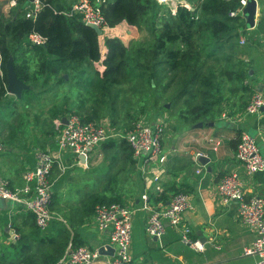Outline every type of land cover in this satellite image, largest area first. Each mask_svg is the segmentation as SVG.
Masks as SVG:
<instances>
[{"label": "crops", "instance_id": "1", "mask_svg": "<svg viewBox=\"0 0 264 264\" xmlns=\"http://www.w3.org/2000/svg\"><path fill=\"white\" fill-rule=\"evenodd\" d=\"M26 6L28 9L33 7V0L26 2ZM13 7L8 0H0V11ZM255 20L256 25L251 30L239 29V43L243 36L248 38V46L242 50L240 45L241 58L247 63L246 79L235 87L230 88V84H226L223 90L225 101L214 119L201 121L208 125L197 127L199 122L177 125L168 111L162 117L152 115L149 122L163 121L166 126L164 158L147 163L145 155L134 156L136 167L124 171L109 187L111 190L105 186L119 169V163L110 160L112 150L117 152V144L109 147L105 143L99 144L84 157L77 158L70 150L58 146L57 139L62 129L59 131L57 119L54 120L55 125L50 118V123L43 126L40 123L46 116L43 115L38 123V115L43 110L49 113L48 106L52 108L49 101H57L67 88H62L61 94L55 98L53 91L42 90L38 82H35L39 87L35 94L26 93L32 87L28 83L29 88L21 97L7 91L6 99L0 104V185L5 184L13 190L22 188L25 185L24 173L37 165L36 152L39 149L61 156L68 167L64 171L58 165L53 168L51 180L55 188L53 203L57 218L46 230L37 226L33 213L24 202L0 197V250L17 244L21 233L38 232V237L35 233L30 237L31 242L37 243L46 235L60 236L66 228L72 236L77 234L79 243L99 250L110 244L109 232L99 230L93 211L90 212L88 206L84 207V203L87 204L93 195L109 194L124 196L125 205L136 209L131 244L133 264H253L257 258L244 255L243 250L254 241L255 233L240 220L237 203H223L217 186L226 174L238 171L246 196L264 198V170L248 174L237 157L242 131L257 136L264 155V107L254 114L246 112L253 92H264V43L259 38L264 30V0L258 1ZM119 26L114 35L104 33L100 36V42L101 37L105 44L108 38L117 37L126 43L138 34L137 28L126 23ZM30 53L28 65L33 71L37 66L33 63L38 59L33 51ZM92 67L98 68L94 64ZM32 104L39 109L31 107ZM22 107L30 111L25 110V113L21 111ZM145 121L146 118L143 119ZM103 124L109 127L111 122L107 120ZM201 155L210 158L208 164L200 160ZM181 190L189 194L193 203V209L183 214L184 225L191 228L193 238L204 244L203 250L185 244L179 232L168 223L166 234L161 239L149 236L146 231L149 211L142 209L143 194H150L153 207L164 208ZM113 257L101 254L92 264H109Z\"/></svg>", "mask_w": 264, "mask_h": 264}, {"label": "trees", "instance_id": "2", "mask_svg": "<svg viewBox=\"0 0 264 264\" xmlns=\"http://www.w3.org/2000/svg\"><path fill=\"white\" fill-rule=\"evenodd\" d=\"M77 1L41 0L43 8L36 18L26 15L29 0H18L13 8L0 11V104L8 91L7 63L11 58L18 77L32 86L26 93H36L39 87L35 82L42 90L53 91L54 98L67 88L57 101H49L53 104L48 106L49 113L43 110L38 115V121L46 115L44 126L50 123L48 116L55 125V119L70 112L84 122L98 119L103 124L109 120L114 131L130 130L126 126L151 109L168 111L177 125L208 122L225 101L226 84L231 88L246 79L247 63L241 58L238 41L239 29L247 28L246 21L242 16H230L241 0H204L195 10L179 4L175 14L158 0H106L103 13L108 24L127 21L147 35L129 45L120 38H108L105 58L100 36L81 14L72 13ZM32 32L45 37L46 44H32L28 39ZM31 51L38 59L33 71L28 65ZM22 61L25 64H19ZM96 62H103L104 68L92 67ZM72 83L79 89L68 90ZM105 144L118 145L115 161L122 157L135 165L133 150L125 139ZM118 199L120 196L96 194L84 207L92 212L97 204ZM33 233L39 236L36 231L21 233L17 244L0 250V264H56L71 240L72 245L81 244L68 228L60 236L46 235L37 243L30 241Z\"/></svg>", "mask_w": 264, "mask_h": 264}, {"label": "built area", "instance_id": "3", "mask_svg": "<svg viewBox=\"0 0 264 264\" xmlns=\"http://www.w3.org/2000/svg\"><path fill=\"white\" fill-rule=\"evenodd\" d=\"M164 1V0H163ZM173 5L175 14L179 4L195 10L204 0H167ZM249 0H241V6L230 11L231 17L244 16V8ZM259 1V0H257ZM11 6L17 4V0H8ZM34 6L27 10L26 15L36 18L42 10L41 0H33ZM106 0H78L72 7V13H79L83 21L100 26L107 34L108 22L103 13V5ZM247 30L252 28L247 27ZM259 38L264 43V30ZM32 44L43 46L46 38L32 32L28 36ZM248 38L243 36L241 44H245ZM104 68V67H102ZM264 107V92L255 91L250 97L246 112L254 114ZM166 126L163 122L146 123L139 121L131 130H113L108 126L97 122H84L76 113L67 116V123L62 127L57 144L60 149L70 150L77 158L85 156L88 151L99 144L106 143L111 139H125L135 157L145 155L147 163L164 158V136ZM237 157L244 165L248 174H255L264 170V155L257 136L248 131H242L238 146ZM37 165L24 173L25 185L13 190L7 185H0V197L13 201H22L27 209L33 213L37 226L46 230L57 216L52 209L53 204V181L51 174L55 165L63 171L67 164L61 156H56L48 150L36 152ZM217 193L224 204L233 202L238 204L240 220L251 228L255 233L254 241L243 250L244 255L255 256L253 264H264V198L261 196L247 197L243 179L238 171L229 172L218 183ZM144 203L142 209L149 211L146 231L149 236L161 239L166 234L167 225L173 226L181 235V240L196 250H203L204 244L192 237L190 227L184 225L183 214L193 209V203L189 194L178 191L172 197L169 205L164 208H156L150 204V194H143ZM135 208L117 203H100L94 211V221L99 230L108 231L110 244L115 248V254L109 264H133L131 250L133 234V218ZM168 223V224H167ZM101 253L85 244L72 245L56 264H92ZM157 264V263H156Z\"/></svg>", "mask_w": 264, "mask_h": 264}, {"label": "rangeland", "instance_id": "4", "mask_svg": "<svg viewBox=\"0 0 264 264\" xmlns=\"http://www.w3.org/2000/svg\"><path fill=\"white\" fill-rule=\"evenodd\" d=\"M161 4H163L164 6L166 5V7L168 6V8H169V6H170V9H171V11H172V13H173V5H172V3L170 2V1H167V0H158ZM166 7L165 8H163L162 10H165L166 9ZM166 13V12H165ZM174 14V13H173ZM163 17H165V16H162V18ZM123 23H126V24H128V25H130V26H133V27H135V28H137L138 30H137V32H138V34L136 35V37H134L133 39H131L129 42H126V44H130L133 40H135V39H138V38H142V37H144V34L146 33L145 32V30L142 32V30L139 28V27H137V26H134V25H131V24H129L127 21H123V22H121V23H119V24H117V25H114V26H111L110 24H108V31H107V34L108 35H114L115 33H116V30H117V27H120L119 25H121V24H123ZM146 35L147 34H145V37H146ZM110 38H113V37H110ZM104 39L101 37V41H102V43H101V49H102V56H103V58H105L107 55V51H106V49L107 48H105V42L103 41ZM248 41V40H247ZM248 42H246L245 44H240L241 45V48H242V50L246 47V46H248V44H247ZM107 47V46H106ZM106 51V52H105ZM19 64H25L23 61L22 62H20ZM33 64H35V63H33ZM95 66H97L98 68H96V69H101L102 67H104L105 65H104V63L103 62H96L95 64H94ZM88 68H90V69H92V67H88ZM92 73V72H91ZM67 74V73H66ZM65 74V75H66ZM69 78V77H68ZM25 82V81H24ZM26 83V82H25ZM27 84V83H26ZM69 89H79V87L77 86V84H75V83H72V85H69V87H68V90ZM80 96H82V95H80ZM78 99V98H77ZM76 99V100H77ZM80 99V98H79ZM136 99V98H135ZM141 101V100H140ZM37 106V105H36ZM34 104H32L31 105V107H33V108H35L36 107ZM133 107V106H132ZM23 109V110H22ZM22 109H21V111H25V110H27V111H30L29 109H24V107H22ZM36 110L37 109H39V107H36L35 108ZM41 109V108H40ZM136 109V107L134 108L133 107V110L132 111H134ZM137 109H138V112H139V115H140V117H141V115H142V109H141V105H138L137 106ZM123 111V110H122ZM25 113H27L26 111H25ZM70 113V112H69ZM69 113H67L66 114V116L67 115H69ZM156 114H158V115H161V117H162V114H163V112H157L155 109H151V110H147L146 112H145V116L144 115H142V117H141V119L139 120V121H143V119L144 118H146V123H149V124H152L151 122H149V119L152 117V115H156ZM123 115H125V113H123ZM48 119H50V117L48 116ZM95 121H97V122H100L98 119H94ZM57 121H58V128H59V131L62 129V127H63V121H62V119H57ZM139 121H136V122H134V123H130V125H128V126H126L128 129L130 128V130L131 129H133L135 126H136V124L139 122ZM40 121H38V123H39ZM41 124H43V126L45 125V122L44 121H41L40 122ZM165 133H166V131H165ZM113 151V154H112V156H111V158H110V160H115L114 158H115V150H112ZM134 155V154H133ZM106 157H108V156H106ZM121 160H124L122 157H121ZM121 160L118 162L119 164V169L117 168V173H116V175H115V177H110V179L108 180V182H107V184H106V189L107 190H109L110 188V186L111 185H113L114 184V182L119 178V177H121L122 175H123V172L124 171H126V170H132V168H134V167H136V164L135 165H132L130 162H127L126 163V161L124 160V164H121ZM108 185V186H107ZM54 190H55V188H54V185H53V195H54ZM111 190V189H110ZM108 196H109V194H108ZM54 198V197H53ZM114 202H117V203H120V204H123V205H125L126 204V202H125V198H124V196H120V199H118V200H115ZM98 205V204H97ZM96 205V206H97ZM54 203H53V206H52V209H53V211L55 212V209H54ZM127 206V205H126ZM96 208V207H95ZM95 211V210H94ZM94 211H93V213H94ZM56 213V212H55Z\"/></svg>", "mask_w": 264, "mask_h": 264}, {"label": "water", "instance_id": "5", "mask_svg": "<svg viewBox=\"0 0 264 264\" xmlns=\"http://www.w3.org/2000/svg\"><path fill=\"white\" fill-rule=\"evenodd\" d=\"M257 8H258V1L257 0H249L247 6L244 8V16L246 18V25L249 28H253L256 25V20H255V16H256V12H257ZM88 26L92 27L96 33L99 36L104 35V30L94 24V23H88ZM7 71H8V91L10 93L16 94L18 97L22 96V93L25 89L29 88V85L26 84L22 79H20L16 73L15 67H14V60L13 58H11L8 63H7ZM69 75L66 74L65 78H68ZM63 122L67 123V116H65L63 118ZM213 122L210 123V125H212ZM208 125L207 123L204 122H199L197 124V127H203ZM84 157V156H82ZM200 160L204 163V164H208L210 161V158L208 156L205 155H201L200 156ZM99 252L101 254H111L114 255L115 254V248L108 244V245H104L102 247H100Z\"/></svg>", "mask_w": 264, "mask_h": 264}]
</instances>
